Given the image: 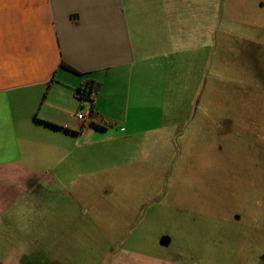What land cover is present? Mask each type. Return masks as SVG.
<instances>
[{"label":"rangeland","instance_id":"374dc122","mask_svg":"<svg viewBox=\"0 0 264 264\" xmlns=\"http://www.w3.org/2000/svg\"><path fill=\"white\" fill-rule=\"evenodd\" d=\"M183 2L187 35L212 31L211 49L179 58L171 114L184 119L98 147L75 136L36 193L50 232L25 235L9 264H107L120 252L264 264V0Z\"/></svg>","mask_w":264,"mask_h":264},{"label":"crops","instance_id":"0c3cea01","mask_svg":"<svg viewBox=\"0 0 264 264\" xmlns=\"http://www.w3.org/2000/svg\"><path fill=\"white\" fill-rule=\"evenodd\" d=\"M186 22L183 0H0V264L25 235L38 242L50 232L39 218L51 210L38 209L36 193L73 154L75 136L98 147L184 119L171 114L179 58L187 49L202 55L212 41L206 27L187 35ZM88 81L98 91L80 102L76 89ZM129 254L107 264H187Z\"/></svg>","mask_w":264,"mask_h":264},{"label":"trees","instance_id":"16d2710c","mask_svg":"<svg viewBox=\"0 0 264 264\" xmlns=\"http://www.w3.org/2000/svg\"><path fill=\"white\" fill-rule=\"evenodd\" d=\"M61 67L63 68H66L70 71H73L70 67L64 65V64H61ZM98 84L93 82V81H88L87 83L79 86L77 89H76V93H80L81 91H85L86 93V100L88 102H92L94 96L96 95L97 91H98Z\"/></svg>","mask_w":264,"mask_h":264},{"label":"built area","instance_id":"2783aa9c","mask_svg":"<svg viewBox=\"0 0 264 264\" xmlns=\"http://www.w3.org/2000/svg\"><path fill=\"white\" fill-rule=\"evenodd\" d=\"M76 98L80 101V102H86V93L85 91H81L80 93H76ZM77 118L81 121H83V123L87 124V118H86V114H84L81 111H78L76 114Z\"/></svg>","mask_w":264,"mask_h":264}]
</instances>
